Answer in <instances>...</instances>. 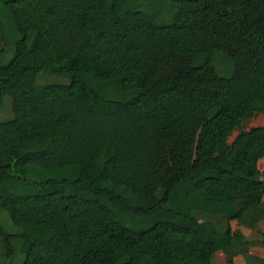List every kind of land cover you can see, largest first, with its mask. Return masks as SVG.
<instances>
[{
  "label": "trees",
  "instance_id": "trees-1",
  "mask_svg": "<svg viewBox=\"0 0 264 264\" xmlns=\"http://www.w3.org/2000/svg\"><path fill=\"white\" fill-rule=\"evenodd\" d=\"M0 27V207L20 229L0 224L4 264H214L225 247L264 264V235L231 227L264 218V125L229 141L264 114V0H0Z\"/></svg>",
  "mask_w": 264,
  "mask_h": 264
},
{
  "label": "rangeland",
  "instance_id": "rangeland-1",
  "mask_svg": "<svg viewBox=\"0 0 264 264\" xmlns=\"http://www.w3.org/2000/svg\"><path fill=\"white\" fill-rule=\"evenodd\" d=\"M157 6H158L157 3H149V2L143 1V7L150 10V11L156 10ZM171 6H174V4L171 3ZM165 8H166V5H165ZM165 8H163V9L165 10ZM155 21L158 23L169 21V16L167 15V17H165V19H161L159 16H156ZM0 48H3V51L0 54V65H3L5 63H7L12 58L13 53H14V48L12 45L7 44V42L4 38V35H3L2 27H0ZM217 62L220 65H222L220 63L221 60H218ZM214 64H215V62H214ZM219 64H218V66L215 64L218 67L217 68L218 72L222 75H228L230 70L229 71L226 70L227 68L220 70L221 67ZM80 76H81V79L83 80V82L85 84L91 86L92 88H94L101 98H103V99L108 98L110 86L106 80L96 76L93 73L86 72L83 70L80 71ZM36 82L37 83H63V82H66V79H65V77L60 76V75H56V74L49 73L46 71H41L36 76ZM5 99H7V100H5L4 104L2 106H0V118L1 119H6L10 115V97L6 96ZM102 106L105 108H109V109L114 107V106L107 104V103H103ZM98 107H100V106H98ZM258 125H264V114L263 113L256 114V115L249 117L246 120H244L241 123L239 129L234 131L232 137L229 138V141H231L233 139V137L238 133V131L247 130L252 126H258ZM259 168H260V170L264 169V159H261L259 161ZM0 224L3 226L4 230L6 232H9V233L19 232V230H20L19 227L15 226L11 222L7 212L5 210H3L1 207H0ZM231 227L233 229L238 228V229L242 230V232L249 239L256 241L261 236L264 235V218L256 210H250L241 222L237 223L236 221H231ZM258 229H259V231H258ZM14 245H15V252H16V254H18L17 256H18V259L20 262L21 257L19 254V241L17 239H15ZM250 252L254 255L261 256L264 253V246L261 244L253 245L250 248ZM231 253H232V248H230V247H225V248L220 249L214 256V259H213L214 264H226L225 263V256L229 255ZM175 262L176 263H174V264H194L193 260H190L188 262H185V261H175ZM0 264H4V258L2 256L0 257Z\"/></svg>",
  "mask_w": 264,
  "mask_h": 264
},
{
  "label": "crops",
  "instance_id": "crops-1",
  "mask_svg": "<svg viewBox=\"0 0 264 264\" xmlns=\"http://www.w3.org/2000/svg\"><path fill=\"white\" fill-rule=\"evenodd\" d=\"M242 231V230H241ZM264 246V245H263ZM258 256V255H257ZM258 257H260V258H262L263 260H264V253H263V255H261V256H258ZM240 260V261H239ZM234 263L235 264H246L245 263V261L242 259V257H240V256H237V257H234Z\"/></svg>",
  "mask_w": 264,
  "mask_h": 264
}]
</instances>
